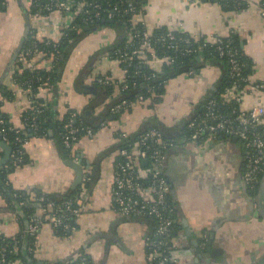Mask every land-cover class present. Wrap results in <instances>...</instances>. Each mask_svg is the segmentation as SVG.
Listing matches in <instances>:
<instances>
[{
  "label": "crops",
  "instance_id": "0c3cea01",
  "mask_svg": "<svg viewBox=\"0 0 264 264\" xmlns=\"http://www.w3.org/2000/svg\"><path fill=\"white\" fill-rule=\"evenodd\" d=\"M240 1L242 5L238 8H225L207 0H146L142 11L133 18L134 22L143 21L150 30L166 27L185 32L193 39L235 35L250 78L254 82L264 81L262 0ZM1 5L0 108L13 126L21 127L22 115L30 102L21 89L12 86L13 59L30 29L35 28L41 36L54 37L61 14L33 18L29 0H4ZM118 34L116 28L98 27L82 34L68 56L61 58L64 66L52 98L56 118L71 108L92 121L101 120L109 100L95 84L94 77L103 75L117 80L124 76L119 60L104 49L118 40ZM198 61L200 66L193 73L170 79L163 94L136 102L132 109L100 127L94 136L81 137L72 145L73 154L68 157L56 137L27 135L23 146L25 161L9 171L12 187L28 194L27 204L35 208L33 216L37 218L49 216L50 210L39 204L36 197L44 194L62 198L76 189L80 214L66 234H59L45 222L30 236L27 233L30 217L0 194V235L23 241L22 247L27 249L28 245L23 256L32 253L37 264H66L82 255L92 264H152L147 237L154 230V221L148 216L121 217L114 207L112 176L119 151L114 147L118 140L116 133H137L155 123L172 133L168 139L180 138L182 128L202 111L203 99L226 73L222 63L203 57ZM160 64L157 58L151 62L156 69ZM4 89L15 94L3 99ZM242 96L247 107L264 106L263 89L249 87ZM228 137L197 144L177 139L166 152L163 170L177 213L169 258L173 264H264V216L257 203L252 208L250 202V198L258 197L259 188L254 194L244 183L245 146L239 139ZM3 153L0 148V160ZM69 159L82 161L84 174L91 177L89 184L83 176V181L74 186L76 173L68 164ZM8 165L9 162L2 168ZM263 174L264 171L261 179ZM261 193L256 199L264 204V192ZM211 233L210 258L200 257L198 253H205ZM27 235L31 240L33 237L31 244Z\"/></svg>",
  "mask_w": 264,
  "mask_h": 264
},
{
  "label": "built area",
  "instance_id": "2783aa9c",
  "mask_svg": "<svg viewBox=\"0 0 264 264\" xmlns=\"http://www.w3.org/2000/svg\"><path fill=\"white\" fill-rule=\"evenodd\" d=\"M122 3L126 0H120ZM216 4L223 0H209ZM131 3L127 1V6L120 8L117 4L109 7L103 6L98 0H29V8L33 18L45 17L52 13L58 12L61 19L56 21L57 33L51 37L41 36L35 28L29 30L31 41L27 46H23L16 55L11 70L10 79L12 86L21 89L28 97L30 104H41L47 108V91L49 89V75L43 76L39 70L47 72L53 71L56 60L61 57L58 49L45 50L41 44L57 46L68 30L75 25L76 17L79 15L87 16L89 22L106 17L108 20L113 19L115 12L127 14L132 12ZM261 13L264 15V3L261 4ZM105 14V16H103ZM136 15V14H135ZM135 15L133 17H135ZM135 23V22H134ZM142 29L135 24L125 26L126 42L123 48H117L115 53L118 54L119 62L136 59L137 64L149 66L155 70L152 75L155 76V66L151 65L155 57L152 41V30L148 29L142 21ZM179 31V30H177ZM181 32V31H179ZM28 34V35H29ZM157 41L169 44L177 50L181 44L187 45V52L196 51L190 47L191 40L189 37H178L169 30L165 34L157 37ZM218 43V52L220 57H226L229 63V74L234 79L233 83L222 92V102L217 99H210L205 104V110L194 118H191L186 126L191 130L190 135L180 138L183 142L202 143L211 138L228 135L237 137L245 146L244 167L242 177L246 186L254 189L260 183V175L264 171V106L255 104L245 106L243 103V93L249 87L258 90H264V81H252L250 76L242 75L243 63L240 60V53L229 42L223 44L221 38L213 40L205 38L201 45L202 48L211 43ZM223 44V45H222ZM147 51L150 52L149 57ZM168 58V57H167ZM117 59V58H116ZM132 61L128 63L130 66ZM124 72H126V69ZM160 69V68H159ZM25 71L34 72L29 82H18L17 76ZM138 74V71H136ZM125 75V73H124ZM142 77L149 79L150 74H142ZM37 82V89L41 90L38 94L37 89L32 88V81ZM94 80L98 84L114 85L113 89L119 92V89L127 87L125 76L114 80L108 76L96 75ZM164 83L167 80L163 81ZM241 82L245 86L242 88ZM120 86V88H119ZM15 94V91H11ZM36 97L42 98V103H35ZM145 98L139 94L136 102H142ZM224 100L229 102L226 109L223 108ZM135 102V103H136ZM220 103V104H219ZM134 104L129 100H121L110 107L111 113H117L122 108ZM31 122L28 124L33 132L42 131L44 128L35 121L36 112H30ZM108 120L100 123L101 127L108 124ZM18 127H7L6 121L0 118V140L10 145L8 131L16 130ZM80 132L84 136H94L95 132L90 125L79 124L75 122V114L63 124L62 139L66 147L78 141ZM119 137L126 136V132H119ZM152 140L153 144L149 143ZM15 143H24L20 135L15 137ZM175 142H167L162 139L161 133L155 129H149L138 136V139L129 143V147H122L118 151V160H116L113 170V202L117 213L121 216L138 215L151 216L156 220V227L152 234L147 237L149 250L157 264H167L170 259L165 254L170 248L172 241V230L176 223L175 205L169 200L170 185L166 174L163 170V162L166 152ZM22 150L20 148L12 149L10 154V163L17 165L22 161ZM147 161L144 164V161ZM90 176L84 174V180H89ZM38 201L46 200L44 196L36 197ZM47 208L51 211L47 217H30L27 233L34 236L37 230L45 222L50 223L54 228L70 231L73 225L69 222L70 218H76L80 214V209L75 206L73 199H66L61 203H55L47 200ZM1 261L5 262L4 248L1 249ZM172 263V262H171ZM78 264H91L86 256L78 258ZM173 264V263H172Z\"/></svg>",
  "mask_w": 264,
  "mask_h": 264
},
{
  "label": "trees",
  "instance_id": "16d2710c",
  "mask_svg": "<svg viewBox=\"0 0 264 264\" xmlns=\"http://www.w3.org/2000/svg\"><path fill=\"white\" fill-rule=\"evenodd\" d=\"M4 0H0V8H1V2H3ZM45 1V0H43ZM99 2H101L103 4V6L109 7L111 9L112 5L117 4L120 8H124L127 6V1L130 2L131 8L133 9L132 12L130 11L127 14H121L120 12H115V15L113 17L112 23L110 22H101L102 20H108L106 17L104 18H100L99 20H95L93 22H89L87 18V16L84 15H79L76 17V21H75V25L73 26V28L71 30H68L65 34V36L61 39V42L58 43L57 46H53V45H45V44H41L42 47H44L45 50H53V49H58L60 51L61 55H65V57L68 56V54L70 53V50L80 41L81 37H83L84 34L86 33H90L91 30H84L85 26H89L90 28L93 26H98L99 28L101 27H113L116 28L119 32L118 34V40L115 43L106 45V47L104 48L106 50V52L108 53V55H110V57L112 58H117L118 59V54L115 53V50L117 48H123L124 44L126 42V36H125V26L126 25H130V24H135L136 27H138L139 29H142V21H137L134 23V18L133 16L139 12L142 11L144 5L146 4V0H126V2H121L120 0H98ZM209 1V0H207ZM213 2V1H210ZM242 2L240 0H223L221 2H219V4L222 7L225 8H238L240 7L242 4ZM264 3V0L261 1V4ZM105 16V14L103 15ZM170 29L166 28V27H161V28H156L154 30H152V41H153V49H154V53H155V58H157V60L161 61V67L160 69L156 70V74L155 76L152 75V72H155V70L151 69L149 66H145V65H139L136 63V59L131 60H125L123 62H120L121 66L123 68L126 69L125 72V82H127V87L122 89H119V92L116 89H113L114 85H104V84H98L95 83L96 85H99V87L104 91L105 93V97L109 100V104L107 106V108L102 112L101 117H100V121H92L90 119H88L84 114L76 112L73 109H67L65 114H63L62 116H60L59 118H56V107L55 104L52 102V98L56 95V89H57V84L58 81L60 80V75L64 66V60L61 59V57H59L56 62H55V67L53 68V71L51 72H47L44 70H39L40 74L43 76L49 75L50 78V85H49V89H48V93H47V108H44L41 104H29V107H27V109L25 110L24 114L22 115V126L18 127L17 129H19V132H16V130H9L8 131V137H9V142H10V146L12 147V149H16V148H20L22 150V161L19 162L17 165H21L25 160H24V145L23 143L21 144L19 143H15V137L18 135H20L23 139H28V136L30 133L33 136H38V137H47L49 138L51 135L49 133V129H52V136L56 137L59 140V144L63 149L64 154L68 157L71 154H73V150L72 147H66L63 143V139H62V132H63V124L64 122L68 121V119L72 116V114H75V122L76 124H79V122L81 121L83 124L86 125H90L94 132L96 133L97 130L101 127L100 123L104 120H108V122L112 121L119 113L126 111V110H130L133 108L137 96L139 94L143 95L145 100L146 99H155V97H157V95L159 94H163L164 93V87L165 84L172 78L183 74V73H193L195 70H197L200 66V62L198 61V58L203 57L206 60H214L217 61L219 63H222L224 68H225V75L221 78L219 85L214 89V91L212 93H210L209 95H207L204 99L202 104H204L202 111L198 114L200 115L204 110H205V104L208 100L210 99H217L218 102H222V98H221V94L223 91H225V89L227 87H229L234 79L230 77V70H229V63L227 61L226 57H220L219 56V52H218V43H211L208 44L207 46H205L204 48L201 47L203 40L205 38H200V39H193L191 36H189L187 33L185 32H179L177 30H173V33L178 36V37H189L191 40V43L189 44L191 48H195L196 51H192V52H187L185 50V48L187 47V45L185 44H181L180 47L175 50L174 48H172L169 44H162L160 42L157 41V37L160 36L161 34H165L169 31ZM83 34V35H82ZM219 38L222 39L223 44L226 42H229L234 48H236L238 50V52L240 53V60L243 63V69H242V75L244 76H249V72L246 69V60L244 57L243 52L241 51L240 47H239V43L237 40V37L235 35H230L227 37H220ZM31 41V37L30 34L26 36V38L23 40L22 42V46H27L29 44V42ZM222 44V45H223ZM103 49V50H104ZM147 54L149 55V57L152 58V56L150 55V52L147 51ZM17 55V54H16ZM168 57V58H167ZM15 58L13 59V62ZM132 61L131 65L129 66L128 63ZM136 71H138V74L136 73ZM35 73L34 72H30V71H25L24 73H22L21 75L17 76L18 82H29V79L33 78V75ZM142 74H150L151 77L149 79H145L142 77ZM167 80L166 83H164L163 81ZM32 88L33 89H37V82H35L34 80L32 81ZM242 84V88L245 86L244 82H241ZM120 88V86H119ZM248 90V89H247ZM246 90V91H247ZM38 94L41 92V90H39V88L37 89ZM1 94L3 99L9 98L11 96H13L11 91H6L1 90ZM10 94V95H9ZM121 100H129L131 102H134V104H130L129 106L122 108L119 112L117 113H111L110 112V107L115 104L118 103ZM42 98L40 97H36L34 99L35 103H42ZM1 103V101H0ZM219 103V104H220ZM223 103V102H222ZM229 102H226L224 100V106L223 108L226 109L227 106H229ZM1 105V104H0ZM35 111L36 112V119L35 121L38 122L42 128H44V133L41 134V130L38 132H33L32 130H30L28 124L31 122L30 119V112ZM196 117V116H194ZM193 117V118H194ZM0 118L4 119L6 121V126L7 127H12V123H10L8 121V117L7 115L1 111L0 108ZM189 121V120H188ZM187 121V122H188ZM97 122V123H96ZM155 128L157 129L160 133H161V137L163 140L167 141V142H175L177 141V139L179 140L180 138L186 137L188 135H190L191 130L187 128V126L185 125L184 128H182L181 133L179 134L178 137H173L176 140H170L168 139V137L170 138V136H172V133H168L166 129H164L162 126L151 124V126H148L142 130H139L137 133H129L126 134V136L124 137H119L118 133H116V136L118 137L117 142L115 143V148L120 149L122 147H129V143H133L138 139V136L143 134L144 132H146L149 129ZM84 133L80 132V137H83ZM224 138H229L228 135H223ZM219 137V136H218ZM78 139V140H79ZM150 144H153L152 140H149ZM130 148V147H129ZM119 157H117L118 160ZM14 167H16L15 164L10 163L9 161V165L5 168H1L0 169V194L5 197V199L8 201V203L12 204L13 206H19L20 209L24 210L25 215H28L29 217H34L33 215L35 214V208L30 206L28 203V194L25 193L24 190H16L12 187L11 183L9 182V171L11 169H13ZM261 176L260 175V180H261ZM91 177L89 178V180H87V183L90 182ZM86 183V182H85ZM89 184V183H88ZM259 188V184L252 189L253 193L255 194L257 192V189ZM79 194V191L72 190L69 191L67 193L66 196L62 197V198H55V197H49L46 195H42L45 197L46 200L44 201H38L39 204H41L43 207L47 208V200H51L55 203H61L64 200H68V199H73L74 200V204L75 206H78L77 203V196ZM169 200L172 204H174V202L171 200L170 196H169ZM48 209V208H47ZM176 209V207H175ZM51 213V211H49V214ZM177 215V213H176ZM127 216H132V215H127ZM127 216H121V217H127ZM144 216V215H143ZM149 218H151L154 223H155V227H156V220L151 217L148 216ZM30 219V218H29ZM177 219V217H176ZM73 221L74 218H70L69 222L73 225ZM176 224V223H175ZM175 226V225H174ZM154 227V230H155ZM56 229V231L59 234H66L69 231L68 230H62L61 228H54ZM153 230V231H154ZM174 230V227H173ZM173 230H172V237H173ZM152 234V233H151ZM150 234V235H151ZM27 237L30 239V236L27 235ZM33 242V237L32 240L30 239L29 244H31ZM23 241H21L18 238H5L2 237L0 235V264H12L13 262L16 261H22L23 264H37V259H35L32 255V253H28V254H24L23 256ZM26 251L28 250V245ZM31 246V245H30ZM171 246V244H170ZM2 247L4 248V258H5V262L1 261V249ZM149 249V248H148ZM151 253V250L149 251ZM165 254L168 255V258H170V248H168V250H166ZM28 255V256H27ZM85 256V255H84ZM86 258L90 261V259L86 256ZM25 259L29 260L28 262L25 261ZM152 264H157V260L156 259H152ZM91 263V261H90ZM66 264H78V259L74 262L71 263H66ZM92 264V263H91ZM167 264H172L170 261L167 262Z\"/></svg>",
  "mask_w": 264,
  "mask_h": 264
},
{
  "label": "water",
  "instance_id": "95a60500",
  "mask_svg": "<svg viewBox=\"0 0 264 264\" xmlns=\"http://www.w3.org/2000/svg\"><path fill=\"white\" fill-rule=\"evenodd\" d=\"M27 21V26H26V29L28 30L29 28V21ZM110 22L112 23V20H102L101 22ZM98 28V26H93V27H89V26H85L84 27V30H96ZM27 30L25 32V35H27ZM23 42V40H22ZM65 58V55H62V59ZM49 133L50 135H52V129H49ZM234 140H237L238 138L237 137H233ZM0 148L4 151L3 153V157L1 158L0 160V165H1V168L4 164L8 163L10 161V154H11V151H12V147L7 144L6 142H3L2 140H0ZM68 164L73 167L75 169V173H76V178H75V181H74V186H77L78 184H80L82 181H83V176H84V169H83V165H82V161L81 160H73V159H69L67 160ZM144 164L147 163V161L145 160L143 162ZM264 175V174H263ZM245 186V185H244ZM259 194H258V197L260 195H262L261 192H264V176L263 178L260 180V183H259ZM256 197V198H258ZM254 199V198H250V202L252 204V208L255 204V202L257 203V207H258V211L261 213L262 216H264V204H263V201H259L257 199ZM212 238H213V235L212 233L210 234V241L208 242V246L206 248V251L204 254H199V256L201 257L202 255L206 256L207 258H210V254H211V250H212ZM23 250L26 251V247L24 248L23 247ZM198 252H200V249L197 250Z\"/></svg>",
  "mask_w": 264,
  "mask_h": 264
}]
</instances>
